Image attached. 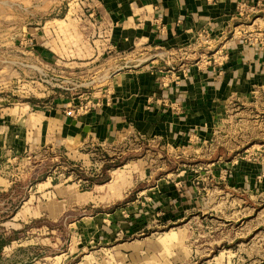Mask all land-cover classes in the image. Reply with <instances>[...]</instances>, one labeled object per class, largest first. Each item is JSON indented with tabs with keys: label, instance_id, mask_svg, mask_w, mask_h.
<instances>
[{
	"label": "rangeland",
	"instance_id": "1",
	"mask_svg": "<svg viewBox=\"0 0 264 264\" xmlns=\"http://www.w3.org/2000/svg\"><path fill=\"white\" fill-rule=\"evenodd\" d=\"M87 5L0 0V115L25 114L28 104L42 110L53 98H66L58 87L73 83L102 88L101 58L80 64L90 62L84 60L86 47L100 40L84 16ZM55 55L61 63H54ZM260 99L259 110L236 120L233 138L219 134L218 143L208 142L198 153L132 139L105 147L43 144L20 159L2 161L1 186L7 179L14 183L11 191L0 192V264H264V199L246 197L235 187L243 180L234 184L228 160L219 164L221 178L211 161L217 148L232 154L255 144L264 165V95ZM224 125L228 130L230 124ZM52 182L58 194L44 195ZM163 183L174 199L186 196L169 213L171 225L132 205L148 194L137 188ZM68 198L76 206L62 213ZM123 228L134 235L121 234Z\"/></svg>",
	"mask_w": 264,
	"mask_h": 264
},
{
	"label": "crops",
	"instance_id": "2",
	"mask_svg": "<svg viewBox=\"0 0 264 264\" xmlns=\"http://www.w3.org/2000/svg\"><path fill=\"white\" fill-rule=\"evenodd\" d=\"M87 1L102 19L100 29H104L110 43L100 49L97 41V50L85 46L88 56L84 60L90 62L80 64H94L101 58L104 72L111 76L109 86L104 88L108 90L104 94V89H89L94 97H87L88 102L98 104L89 110L82 108L88 103L83 97L70 102L59 96L42 110L28 104L25 114L0 115V163L20 159L43 144L59 147L92 142L105 147L134 138L162 150L198 153L208 142L218 143L219 134L225 136L227 132L233 138L236 120L263 106L264 43L253 41L264 39V0ZM242 4L255 9L253 18H257L261 34L251 28H237ZM243 29L249 35L239 33ZM201 31L209 35V48L199 42ZM216 51L212 59L209 53ZM52 59L61 63L56 55ZM183 64L187 65L186 75L180 73ZM172 68L176 69L175 75L170 72ZM226 123L230 124L228 130H224ZM246 150L243 146L230 154L228 149H215L213 172L221 178L219 164L222 159L228 160L234 184L243 180L235 187L246 197L262 200L264 165L260 160L247 163V155L238 159ZM231 157V161L226 159ZM5 182L7 185L0 183V192L13 189L14 182ZM56 187L52 182L44 195L55 196ZM169 187L163 183L137 188L140 194H148L132 205L153 212L161 225H171L174 222L169 213L186 196L177 194L174 199L166 193ZM189 189L190 196L197 191L196 187ZM75 206L68 198L62 213ZM134 232L131 228L120 231L127 236Z\"/></svg>",
	"mask_w": 264,
	"mask_h": 264
},
{
	"label": "built area",
	"instance_id": "3",
	"mask_svg": "<svg viewBox=\"0 0 264 264\" xmlns=\"http://www.w3.org/2000/svg\"><path fill=\"white\" fill-rule=\"evenodd\" d=\"M86 2L89 4V2L87 0H85V3ZM85 8H86L87 14L84 13V16L86 17V21H88V23H90L89 28L93 29L95 34L98 35V38H100V40H98L100 42L99 47L101 49H103L104 47L109 46V43H110L109 37H107L104 34V29H100L101 24H102V19L95 13L94 9L90 5H87ZM254 15H255V9L249 8L245 4H242V6H240L238 9V19L240 20V23L237 26V28L240 26H243V28H251L256 33L261 34L262 29L260 28V25L257 23V18L256 17L253 18ZM239 33H242L243 35L244 34L249 35V33L248 32L246 33V31H244V29L240 30ZM250 33H252V32H250ZM233 35H235V32L233 33ZM198 38H199V42L204 43L205 45H207L208 48L211 46V43L209 42L210 39H209V35H208L207 31H201L198 35ZM245 39H247V38L245 37ZM247 40H249V39H247ZM255 42H259L260 44L263 45L264 39L262 40L260 38H255V41H253V43H255ZM94 48H95V50H97V47L95 45H94ZM220 48H222V47H220ZM211 49H213V47H211L210 50ZM216 54H217V51L209 53V55L212 57V59H214V56ZM170 72H172L171 73L172 75H175L176 69L172 68L170 70ZM180 73L182 75H186V73H187V65L186 64H183L180 67ZM73 74H77V73H73ZM110 80H111V76L108 73H104L103 77L101 78V81H103V83H102V88H100V90L107 88L109 86ZM90 84H94V81L89 82V85ZM58 88H60L61 92H63L65 95H66V93H69V97H66V98L69 99L70 102H72L73 98H75L76 96H78V98L83 97L84 100H87V102L89 101L90 97H94V93L89 91L87 85L84 86V85H77V84L73 83V87H71V88H68V87H62V88L58 87ZM105 90H108V89H104V92H103L104 94L106 93ZM58 95H61V94H58ZM87 97H89V98H87ZM50 105H52V104H50ZM97 106H98V104H96V103L91 104V102L90 103L88 102V103H86L85 107L82 106V108H84L85 110H89V109H92L93 107L95 108ZM136 140H142V139L136 138ZM87 144H90L92 146H96V144H93L92 142L87 143ZM255 146L256 145L254 144L253 146H251L250 148H248L244 152L247 155L248 160L252 161V162H258L259 159L261 158V154H260L259 149H253V148H255Z\"/></svg>",
	"mask_w": 264,
	"mask_h": 264
},
{
	"label": "trees",
	"instance_id": "4",
	"mask_svg": "<svg viewBox=\"0 0 264 264\" xmlns=\"http://www.w3.org/2000/svg\"><path fill=\"white\" fill-rule=\"evenodd\" d=\"M4 246H5V240L4 239H0V256L4 250Z\"/></svg>",
	"mask_w": 264,
	"mask_h": 264
}]
</instances>
